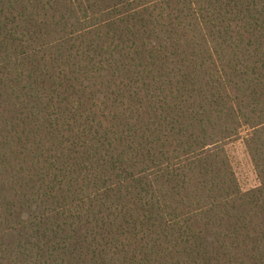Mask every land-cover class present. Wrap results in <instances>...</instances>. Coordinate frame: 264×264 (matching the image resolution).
I'll use <instances>...</instances> for the list:
<instances>
[{
  "label": "trees",
  "instance_id": "trees-1",
  "mask_svg": "<svg viewBox=\"0 0 264 264\" xmlns=\"http://www.w3.org/2000/svg\"><path fill=\"white\" fill-rule=\"evenodd\" d=\"M0 264H264V0H0Z\"/></svg>",
  "mask_w": 264,
  "mask_h": 264
},
{
  "label": "rangeland",
  "instance_id": "rangeland-1",
  "mask_svg": "<svg viewBox=\"0 0 264 264\" xmlns=\"http://www.w3.org/2000/svg\"><path fill=\"white\" fill-rule=\"evenodd\" d=\"M234 158V165L239 179L244 187H250L255 184V175L249 164L248 158L244 154L242 147L234 144L230 147Z\"/></svg>",
  "mask_w": 264,
  "mask_h": 264
}]
</instances>
